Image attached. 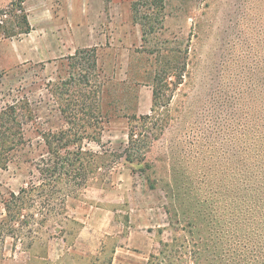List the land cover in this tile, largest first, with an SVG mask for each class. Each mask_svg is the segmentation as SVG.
<instances>
[{
	"label": "rangeland",
	"instance_id": "rangeland-1",
	"mask_svg": "<svg viewBox=\"0 0 264 264\" xmlns=\"http://www.w3.org/2000/svg\"><path fill=\"white\" fill-rule=\"evenodd\" d=\"M14 1L0 0V10ZM23 8L29 35L7 38L22 14L0 16V264H148L174 230L191 239L188 221L201 205L264 251V0H24ZM93 48L95 68L77 56ZM82 77L101 87L91 98L103 130L94 140L79 133L67 150L95 157L84 156L82 187H41L40 170L57 161L55 135L81 124L71 128L62 110L87 94ZM155 90L143 175V164L120 156L132 118L154 115ZM32 186L28 198L13 197Z\"/></svg>",
	"mask_w": 264,
	"mask_h": 264
},
{
	"label": "trees",
	"instance_id": "trees-1",
	"mask_svg": "<svg viewBox=\"0 0 264 264\" xmlns=\"http://www.w3.org/2000/svg\"><path fill=\"white\" fill-rule=\"evenodd\" d=\"M23 3L24 0H17L10 3L6 9L0 10L1 17L17 15L18 12L22 14V16H20L21 19L17 24L19 32L14 34L11 33L10 35L7 34V38H18L22 35H29L32 31L28 18L25 15ZM95 53V48L85 49L79 51L77 56L81 55L80 57H82L83 55V60L92 61V68H95L97 65ZM80 60H82V58H80ZM81 82L83 83L82 85H85L89 89L87 92L84 90L87 94L62 110L65 114L67 123L72 126L71 128L77 125V123L72 122L74 120L81 124L79 129H69L60 132L57 136L55 135V142H57V144L55 143L56 150L51 149L50 154L57 161L53 162L51 167H47L45 170H40L41 175L44 177L41 187H49L50 185L57 184L59 181L68 182V180L76 186L82 187L83 181H86L84 156H88L89 159L93 161L95 155H89V153H84L82 150L73 153L67 150V148L70 144L74 143L73 139L78 136L79 133L83 135V140H94L95 136H91V134L97 135L103 130L105 118L100 111L99 104H97V99L91 98V95L92 97L98 96L101 87L96 86L95 88V86L89 84L90 80L85 79V77H82ZM159 101V92L155 90L153 92L154 107L151 109L154 115L134 116L132 118L128 133L129 142L125 150V155L120 156V159H124L126 163L132 164L138 162L143 164L145 166L141 169L143 175H146L151 167L147 160V153L151 147V139L144 136L145 132H143V130L146 129L145 124L156 118V107ZM72 111L75 112L74 117L72 116ZM78 112L82 116L81 118H78ZM7 114L8 113L4 112L3 116ZM2 119L3 118H1V120ZM13 120L16 121V118L14 117ZM138 123L142 124L139 128L137 126ZM60 150H67V154L70 155L72 153V156H61L59 152ZM73 156L76 157L73 159ZM114 157L117 156L114 155ZM103 165L104 164H101V167ZM82 170H84V172L81 175ZM80 177H83V179ZM146 179L150 189L155 190L158 179L156 177L152 179L150 174H147ZM35 189L36 187L34 186L29 190L23 189L20 192V196L13 197H15L17 201H20L24 197L28 198ZM203 209L204 206L202 207L201 205V210L199 211L200 214L198 216L203 217V219L199 218L201 220L198 221V217H192V220L188 221V226L192 228V234L190 232L191 239L184 234L180 235L179 230H174L170 242H164L163 240L159 241V249L149 256L150 260L148 264H190L189 260L186 258L188 256L191 257V254L194 258L193 264H264V251L258 252L250 250L249 243L240 235V227L238 225H235L234 229L230 230L231 233H229V231L225 230V224L223 222H218L210 208L207 212H204ZM167 213L170 217L169 210ZM202 220L206 222L205 228L201 225ZM169 226L172 227L171 222ZM185 228L186 227L181 229V231H184ZM190 244H192V247L188 250L187 247Z\"/></svg>",
	"mask_w": 264,
	"mask_h": 264
},
{
	"label": "crops",
	"instance_id": "crops-1",
	"mask_svg": "<svg viewBox=\"0 0 264 264\" xmlns=\"http://www.w3.org/2000/svg\"><path fill=\"white\" fill-rule=\"evenodd\" d=\"M77 48H78V47H77ZM68 51H69V52H71V53L73 52V51H72V50H70V49H68ZM106 211H107V209H106ZM84 229H85V228H84Z\"/></svg>",
	"mask_w": 264,
	"mask_h": 264
}]
</instances>
